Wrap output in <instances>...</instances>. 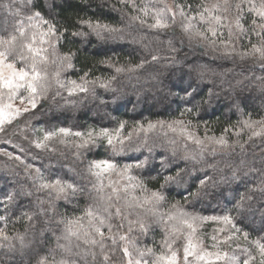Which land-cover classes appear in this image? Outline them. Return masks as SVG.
<instances>
[{
	"label": "snow or ice",
	"instance_id": "1",
	"mask_svg": "<svg viewBox=\"0 0 264 264\" xmlns=\"http://www.w3.org/2000/svg\"><path fill=\"white\" fill-rule=\"evenodd\" d=\"M118 3L121 7L111 11L121 13V26L102 20L89 3L49 0L46 16L37 0H0V134L6 137L0 142V248L10 254L0 264H264V115L245 116L241 101L234 105L241 119L219 135L209 134L201 111L211 103V89L209 99H198L207 73L223 76L236 67L243 77L236 85L264 95V0ZM68 8H74L75 19L57 21ZM102 9L98 6L103 15ZM124 44L147 55L138 63L131 61L132 53L127 64L113 60L112 45ZM185 44L211 63L233 64H218L223 71L217 73L185 55L189 79L184 82L181 75L170 94L183 105L180 117L189 119L137 120L127 132L126 120L114 129L87 131L32 124L49 100L74 104L72 97H95L97 86L117 91L112 85L121 75L129 80L135 75L139 82L148 67L180 63ZM89 48L92 55H103L99 64L115 74L77 68L79 54ZM150 76L159 81L160 73ZM101 147L107 157L90 158ZM161 176L159 188L148 187L149 178ZM172 184L184 187V204H169ZM208 197L220 213L186 207ZM20 221L26 222L24 231L9 232V223ZM209 223L215 227L205 236ZM154 227L163 232L158 249L142 245L137 236L147 237Z\"/></svg>",
	"mask_w": 264,
	"mask_h": 264
},
{
	"label": "trees",
	"instance_id": "2",
	"mask_svg": "<svg viewBox=\"0 0 264 264\" xmlns=\"http://www.w3.org/2000/svg\"><path fill=\"white\" fill-rule=\"evenodd\" d=\"M37 2L45 6L44 14L47 16V4L49 3V0H37ZM57 2H59V0H57ZM71 3L73 5L89 3L92 5V10H96L97 16H99L102 20L108 23L116 24L117 26H121V13L119 11H111L113 5H115L116 8L121 7V5H119L118 3V0H71ZM101 5H103V9H102L103 15L101 14V10H98V6ZM52 11L55 14L58 10L53 9ZM68 18H71L72 20L75 19L74 8H68L63 13H60L59 15L55 16V19L60 23L69 22ZM124 23H127V20H125ZM136 27H138V25ZM76 47H80V45H77ZM112 47L116 48V53H117V55L112 56V59L113 60L118 59L121 64H127L129 62V55H128L129 53H132L131 61L133 63H138L142 55H147V52L145 51L133 52V48L138 47L134 45L124 44L122 47L117 45H112ZM63 50L66 49H62V51ZM195 51L199 52L197 50ZM91 53H92V49L89 48L87 52H81L79 54V59L77 61V68L83 69L84 71H87L89 68H92L93 75L115 74L112 69H106L104 68L103 65L99 64V61L104 58L103 55H92ZM174 54L175 53H169L167 51H161L160 53V55L162 56L165 55L170 56ZM109 55H111V53H109ZM194 56H196L195 59L198 61L199 59H197V55ZM194 56H191V58H187V60L189 62H192V60H194L193 59ZM205 62L206 61L204 62L199 61V63H205ZM207 63H209V67L215 69L217 73L223 71L222 67H217L218 64H223L224 67L226 68H233V64L231 62L218 61L216 63H211V61H209ZM181 64L183 65L167 66L168 62L165 61L162 64H157L148 67L147 71H143L140 73L139 82H137V78L135 75L132 77L131 80L128 79L127 75H121L119 81L113 83L112 85V87L117 89V91L114 92L111 90H105L97 86L96 88L97 95L95 97L90 95L85 97L83 94H81L78 97L70 98L71 100L75 101L74 104L72 103L65 104L64 100H60L59 104H54L51 100H49L47 102L48 108L45 109L44 114L43 115L39 113L37 114L40 120H36L35 117L34 119H32V124L36 125L37 127H39L40 124H45L46 126H53V125L57 127L65 126V127H71L72 129H76L78 131H87L91 128L98 129L99 127H108V128L117 127L118 122L120 120H126L128 121V126L126 128V132H127V130H130L133 123L137 120L142 122H147L148 120H152V121L159 119L170 120L173 118H177L178 116H180V110L183 108V105L181 104L179 98L173 96L174 104L172 102H165L167 100V94L164 93L162 89L161 90L160 89L157 90V88L155 89V86L158 85V87L160 88L159 85L163 84L165 86H168L171 92H175L177 89L173 87V84L178 83V78H180L181 75H183V81L187 82L189 78L188 75L189 63L183 62ZM166 67H168V69H166ZM155 71H159L160 73V77H159L160 82L151 79L150 73ZM176 71L179 72L177 76L175 74ZM240 71L241 69L239 67H236L233 73H226L223 76H219V75L214 76L209 72L206 74L205 79L200 84L201 93L198 99L200 98H203L204 100L209 99L208 96L209 89H211L213 93L211 97V103L204 104L202 106V111H201L202 121H207L208 123V128L210 130L209 134L214 133L216 135H219L223 130V128L226 127L228 124L230 123L235 124L237 120L241 119L240 112L237 110L236 107H234L236 103H240L241 101L242 103H240V107L243 109L245 116L249 112L252 113L253 118H259L260 115H264V95H261L258 89L254 87L242 88L236 85L237 80H243V77L238 75ZM80 74H82V72L72 75V78L75 79ZM257 74H259L258 70H257ZM194 75L195 74L193 73V76ZM181 94L183 93H180V95ZM64 95L66 96V93ZM153 95L154 96L158 95L159 97H161V101L157 105H155V103L152 101ZM135 96L141 100V104H140L141 109L138 111L124 110L123 109L124 108L123 106L125 105L123 104L124 98L125 100L128 99L129 101L132 102ZM162 99H165V101L163 102ZM117 103L119 105L123 104V106H121L123 108L119 107L120 112L118 110L116 111L115 114L116 124L114 123L110 124V119L107 117L108 116L107 114L105 115V112L108 111L109 109L111 110L112 106L114 107V105ZM160 106L161 108H159ZM72 117L74 118V121L71 119ZM192 119L195 118L193 117ZM37 121H39V124L37 123ZM21 126H23V122ZM203 130H204L203 123H200V129H199L200 135L204 134ZM3 137H4L3 134H0V138ZM15 140L16 141L19 140L18 137L15 138ZM107 155L108 152L106 151V149L104 147H101L97 150H94V156L90 158L103 159L106 158ZM217 159H220V157L218 156ZM221 167H223V164H221ZM0 170H3V168ZM19 171L23 173L22 168L19 169ZM171 174L175 175V169H172ZM20 178L22 179L23 177L21 176ZM185 179L188 180L189 183H192V178L185 177ZM217 179H219V177H217ZM254 179L255 178H253V182ZM162 182H163L162 176L156 180H152L149 178L148 187L159 188V185ZM169 188L170 190L167 192L169 204L175 203L177 201H179L181 204H184L185 203L183 199L184 191H185L184 187L183 186L177 187L175 184H172L169 186ZM241 191H243V188H241ZM24 199L27 200L29 198H24ZM59 203H60V207L58 208V211L60 213H64L65 207L63 206V202H59ZM81 205L83 206V201H81ZM213 205L214 206L216 205V201L212 200L211 197H208L203 201V203L195 204L194 208L191 203L187 204L186 207L188 208L189 211L196 210L202 212L203 214H213V212L220 213L219 207H216L217 209L216 211H213V208L210 210L207 208ZM165 207H167V205ZM67 211L68 214L71 215L72 207L69 206ZM76 211L78 214L79 209H77ZM26 226L27 225L25 221H20L15 223L10 222L8 225V230L9 232H15V231L23 232ZM212 227H213L212 224H206L203 228V234L205 236L210 235L212 232ZM37 232H39V228H37ZM48 235H49V243L54 244V238L51 237L50 233ZM137 236L141 241L142 245L147 244L149 246H152L153 244H155L158 249L160 241L163 237V232L156 227L152 232L149 233L147 237L140 236L138 233ZM206 241L207 243H210L208 240ZM9 259H10V254H6V249L0 248V260L8 261Z\"/></svg>",
	"mask_w": 264,
	"mask_h": 264
},
{
	"label": "rangeland",
	"instance_id": "3",
	"mask_svg": "<svg viewBox=\"0 0 264 264\" xmlns=\"http://www.w3.org/2000/svg\"><path fill=\"white\" fill-rule=\"evenodd\" d=\"M172 2V0H169V3H171ZM197 51H199V50H197ZM181 55H183V56H181L180 55V57H181V59L182 58H184L185 57V55L187 56V58H191V56H194V55H197V59H199L198 60V62L200 61V62H204V61H206V62H209V61H211L210 60V58H206V57H203L202 55H201V52L199 51V52H196V51H190L189 49H188V47H187V45L185 44V47H184V50L180 53ZM174 55H176V54H174ZM196 56H194V58H195ZM193 58V59H194ZM180 59V60H181ZM193 61V60H192ZM218 62V61H217ZM181 63H183V59L181 60V62L180 63H178V64H175V65H183V64H181ZM188 67V66H187ZM166 69H168V67H166ZM167 71V70H166ZM178 71H176L175 72V74H176V76L178 75ZM189 79V78H188ZM160 82V81H159ZM158 83V82H157ZM163 83V82H162ZM163 85V84H162ZM161 84L159 85L160 86V88L158 87V85L157 86H155V89L157 88V90H163V92L164 93H166L167 94V100L165 101V99H162L163 100V102L165 101V102H174L173 101V96L174 95H171L170 93H171V90L169 89V87L168 86H165V85H163L162 86ZM134 88V87H133ZM170 95V96H169ZM181 95H183V94H181ZM253 95V94H252ZM158 95H153V99H152V101L155 103V105H157L158 103H160V101H161V97H157ZM176 97V96H175ZM177 98V97H176ZM162 102V103H163ZM123 104H125L124 106H123ZM123 104H121V105H119L118 103L117 104H115L114 105V107L112 106V109L110 110H108V111H106L105 112V115L107 114L108 116V118L110 119V124H112V123H114V124H116V122H115V120H116V118H115V114H116V111L118 110L119 111V109L120 108H123L124 110H130V111H138V110H140L141 109V106H140V104H141V100L140 99H138L136 96L134 97V99H133V101L131 102V101H129L128 99H126L125 100V98H124V100H123ZM174 104V103H173ZM113 105V104H112ZM164 105H165V103H164ZM121 106H123V107H121ZM162 106V105H161ZM161 106L159 107V108H161ZM120 107V108H119ZM143 107V106H142ZM156 107H158V106H156ZM235 107V106H234ZM115 110H114V109ZM58 109H60V108H58ZM122 109V110H123ZM120 112V111H119ZM73 121H74V118L72 117L71 118ZM176 119H189V117H187V116H185V117H180V116H178ZM36 120H40L39 119V116H36ZM112 120H114V121H112ZM162 120H165V119H162ZM154 121H156V120H154ZM146 123V122H145ZM113 128H116V127H113ZM74 131H76V129H73ZM204 131V130H203ZM171 135V134H170ZM201 136H203V135H201ZM17 138V137H16ZM4 139H6V137H3V138H0V142H2ZM18 139L19 140H15V142H20V141H22L19 137H18ZM3 146L4 147H9L7 144H3ZM190 147H194L193 145H190ZM3 161H4V158L2 157V156H0V169H2L3 167ZM209 210L210 209H212L213 208V211H216L217 209H216V207L213 205V206H210V207H207ZM214 213V212H213ZM210 224V223H209ZM213 225V224H212ZM215 227V225H213V227H212V229ZM154 228H156V227H154ZM157 228H159L160 230H161V228L160 227H157ZM162 231V230H161ZM210 242V241H209ZM177 246L178 247H181V249H182V244H183V241L182 240H177ZM206 243H207V241H206Z\"/></svg>",
	"mask_w": 264,
	"mask_h": 264
}]
</instances>
